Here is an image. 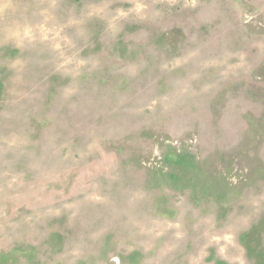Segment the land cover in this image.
<instances>
[{"label":"rangeland","instance_id":"1","mask_svg":"<svg viewBox=\"0 0 264 264\" xmlns=\"http://www.w3.org/2000/svg\"><path fill=\"white\" fill-rule=\"evenodd\" d=\"M0 264H264V0H0Z\"/></svg>","mask_w":264,"mask_h":264}]
</instances>
